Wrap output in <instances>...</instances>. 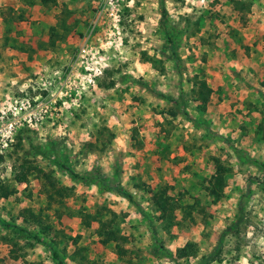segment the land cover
Wrapping results in <instances>:
<instances>
[{
    "label": "rangeland",
    "instance_id": "1",
    "mask_svg": "<svg viewBox=\"0 0 264 264\" xmlns=\"http://www.w3.org/2000/svg\"><path fill=\"white\" fill-rule=\"evenodd\" d=\"M54 161L99 167L111 188ZM53 250L264 264V0H0V264H58Z\"/></svg>",
    "mask_w": 264,
    "mask_h": 264
},
{
    "label": "trees",
    "instance_id": "2",
    "mask_svg": "<svg viewBox=\"0 0 264 264\" xmlns=\"http://www.w3.org/2000/svg\"><path fill=\"white\" fill-rule=\"evenodd\" d=\"M54 1L55 0H41V2L44 4H48L49 2H54ZM166 20H167V11L165 7L163 6L161 8V25L162 26H165ZM169 39L171 38L169 37ZM192 83L194 86L192 89L194 98L195 100L201 103V109L204 110L208 102V99L210 98L212 88L209 86L205 78H200V76L197 73H195L194 76L192 77ZM54 163L59 168L64 169L67 172V174L71 177V179L76 182H80L83 185H90V184L98 185L99 184L105 188L107 187L111 188L107 185V182L102 178L99 167H94L91 171L85 174H80L74 171L73 168L65 162L54 161ZM113 189L116 190L119 194L127 197V199L131 200V195L128 192H126L124 189H121V188H116V189L113 188ZM71 190H72V187L70 186L60 185L58 190H56V194L61 195L63 191H66V192H63L64 194H69L70 193L69 191ZM152 204L155 207H157V209H159L162 213H164L168 207V200L163 195H161V193L159 194L153 193L152 194ZM137 208H139L140 210V207L138 205H137ZM30 216L34 218L35 220H37V224H40L43 221V219H41L39 215H35L32 211L30 213ZM236 224L237 223L233 224L231 228H234ZM3 225L7 227H12L17 232H21V233L24 232L26 235L31 236L33 239L42 241V239L38 235L28 232L24 227H21L18 224H9L3 221ZM225 233H226V230L222 231L221 234L219 235L216 248H219V246L221 245V242L223 241ZM196 246L197 245L194 242L185 243L182 247L176 250L177 257L183 258L185 256L191 255L196 249ZM52 254H53V258L58 264H67L65 259L57 251L53 250ZM207 259L208 257L203 258L199 264H204L207 261Z\"/></svg>",
    "mask_w": 264,
    "mask_h": 264
},
{
    "label": "built area",
    "instance_id": "3",
    "mask_svg": "<svg viewBox=\"0 0 264 264\" xmlns=\"http://www.w3.org/2000/svg\"><path fill=\"white\" fill-rule=\"evenodd\" d=\"M29 103V101L27 102V104ZM9 127H12V123L10 122V125H9Z\"/></svg>",
    "mask_w": 264,
    "mask_h": 264
}]
</instances>
